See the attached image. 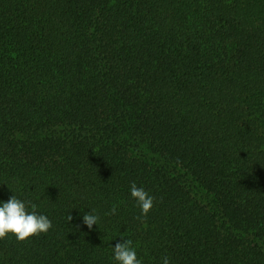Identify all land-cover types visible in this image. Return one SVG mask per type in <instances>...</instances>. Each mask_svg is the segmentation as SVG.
<instances>
[{"label": "trees", "instance_id": "16d2710c", "mask_svg": "<svg viewBox=\"0 0 264 264\" xmlns=\"http://www.w3.org/2000/svg\"><path fill=\"white\" fill-rule=\"evenodd\" d=\"M12 195L52 227L0 264H264V0H0Z\"/></svg>", "mask_w": 264, "mask_h": 264}, {"label": "clouds", "instance_id": "9594fccd", "mask_svg": "<svg viewBox=\"0 0 264 264\" xmlns=\"http://www.w3.org/2000/svg\"><path fill=\"white\" fill-rule=\"evenodd\" d=\"M130 195L136 200L141 209V214L137 219H144L154 206V197L149 195L143 188L137 187L133 182L130 185ZM31 207L32 211L27 209ZM116 206L113 205L108 215L116 214ZM68 221L72 219L69 215ZM83 224L92 229L97 225L99 216L89 212L83 216ZM52 227L51 221L46 215L37 214L36 205L30 201L25 202L12 195L7 202L0 204V240L9 235L15 237L17 242H25L31 237L46 234ZM133 241L122 240L113 246V258L117 264H142L137 258L135 249L132 247ZM162 264H170L169 257L164 256Z\"/></svg>", "mask_w": 264, "mask_h": 264}]
</instances>
